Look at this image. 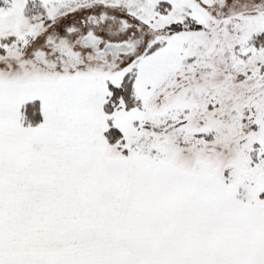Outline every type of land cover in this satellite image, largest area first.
Segmentation results:
<instances>
[{"label":"snow or ice","instance_id":"snow-or-ice-1","mask_svg":"<svg viewBox=\"0 0 264 264\" xmlns=\"http://www.w3.org/2000/svg\"><path fill=\"white\" fill-rule=\"evenodd\" d=\"M0 264H264V0H0Z\"/></svg>","mask_w":264,"mask_h":264}]
</instances>
